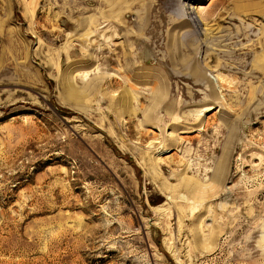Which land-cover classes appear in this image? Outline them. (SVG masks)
I'll use <instances>...</instances> for the list:
<instances>
[{
	"label": "rangeland",
	"instance_id": "1",
	"mask_svg": "<svg viewBox=\"0 0 264 264\" xmlns=\"http://www.w3.org/2000/svg\"><path fill=\"white\" fill-rule=\"evenodd\" d=\"M0 264H264V0H0Z\"/></svg>",
	"mask_w": 264,
	"mask_h": 264
},
{
	"label": "bare ground",
	"instance_id": "2",
	"mask_svg": "<svg viewBox=\"0 0 264 264\" xmlns=\"http://www.w3.org/2000/svg\"><path fill=\"white\" fill-rule=\"evenodd\" d=\"M195 1H201V0H195ZM195 3V2H193ZM199 5L200 3L197 2ZM195 3V5L191 4L190 6L187 7V11L186 13L188 14V16L191 17L192 21H194L195 17H194V10H197L199 8L200 10V6ZM201 13H203V11L200 10ZM205 13V11H204ZM191 23V22H190ZM196 23V22H195ZM194 25V24H193ZM195 26V25H194ZM193 71L196 74V76L199 78L203 77L205 78V73H204V69L200 66H194L193 67ZM132 88V86H131ZM153 88V89H152ZM152 92L155 94V104L153 106V108L155 109V107L163 101V95L165 94V91L167 89V85L163 82L160 81L158 83H155L154 87H152ZM88 89V88H87ZM85 92V91H83ZM88 93V92H87ZM147 115V113H146ZM152 116L149 114L148 115V119H151ZM150 121V120H149ZM225 173H226V166L224 164L220 165L218 170L215 171L213 178L216 182H221L223 181V179L225 178ZM198 188V187H197ZM195 189V188H194ZM204 190V189H203Z\"/></svg>",
	"mask_w": 264,
	"mask_h": 264
}]
</instances>
